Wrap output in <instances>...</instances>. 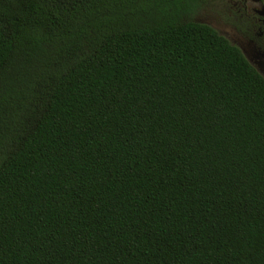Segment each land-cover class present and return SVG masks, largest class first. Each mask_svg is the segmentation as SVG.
Masks as SVG:
<instances>
[{"label": "trees", "instance_id": "trees-1", "mask_svg": "<svg viewBox=\"0 0 264 264\" xmlns=\"http://www.w3.org/2000/svg\"><path fill=\"white\" fill-rule=\"evenodd\" d=\"M189 0H0V264H264V78Z\"/></svg>", "mask_w": 264, "mask_h": 264}, {"label": "flooded vegetation", "instance_id": "flooded-vegetation-1", "mask_svg": "<svg viewBox=\"0 0 264 264\" xmlns=\"http://www.w3.org/2000/svg\"><path fill=\"white\" fill-rule=\"evenodd\" d=\"M183 17L206 24L236 46L264 78V0H189Z\"/></svg>", "mask_w": 264, "mask_h": 264}, {"label": "rangeland", "instance_id": "rangeland-1", "mask_svg": "<svg viewBox=\"0 0 264 264\" xmlns=\"http://www.w3.org/2000/svg\"><path fill=\"white\" fill-rule=\"evenodd\" d=\"M182 18H183V19H186V20H190V19H188L187 17H183V16H182Z\"/></svg>", "mask_w": 264, "mask_h": 264}]
</instances>
